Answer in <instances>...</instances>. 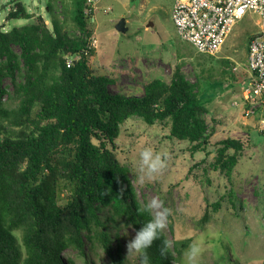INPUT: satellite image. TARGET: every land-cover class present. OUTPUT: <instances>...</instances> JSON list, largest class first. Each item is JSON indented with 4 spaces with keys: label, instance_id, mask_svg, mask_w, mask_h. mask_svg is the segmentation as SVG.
<instances>
[{
    "label": "trees",
    "instance_id": "1",
    "mask_svg": "<svg viewBox=\"0 0 264 264\" xmlns=\"http://www.w3.org/2000/svg\"><path fill=\"white\" fill-rule=\"evenodd\" d=\"M12 1L6 20L35 22L0 28V264H73L64 252L86 257L88 243L113 264H126L121 236L112 238L106 223L124 221L135 232L151 213L138 200L114 141L120 126L138 117L148 126L166 125L168 137L188 143L191 154L205 152L213 130L198 83L188 81L178 64L168 82L145 81L140 96L111 92L113 81L89 64L94 30L83 14L86 0L73 1L74 34L57 18L48 28L41 16ZM5 80L12 84L9 101L3 100ZM216 144L211 168L229 177L248 139L226 137ZM219 206L207 205L199 226ZM164 241L162 231L148 250L150 264H178L189 243L176 240L161 257Z\"/></svg>",
    "mask_w": 264,
    "mask_h": 264
},
{
    "label": "rangeland",
    "instance_id": "2",
    "mask_svg": "<svg viewBox=\"0 0 264 264\" xmlns=\"http://www.w3.org/2000/svg\"><path fill=\"white\" fill-rule=\"evenodd\" d=\"M73 1L14 0V3L20 2L28 13L41 16L48 28L57 18L66 33L74 34ZM12 2L0 0L3 31L35 22V19L6 20ZM173 2L99 0L88 20L94 30L91 38L96 39L89 64L97 74L113 81L109 86L111 92L127 96H140L145 81L160 78L168 82L175 66L181 65L185 78L198 83V95L207 108L204 118L213 134L205 152L191 154L188 143L168 137L166 125L148 126L140 118L131 117L120 126V134L114 141L115 155L128 170L139 201L148 204L158 197L171 209L168 224L162 230L172 242L171 249L176 240L188 239V245L196 240L202 248L197 264H264V128L260 130L258 125L261 112L245 118L241 104L232 105L235 100L242 102L247 42L260 30L259 18L247 13L234 25L221 51L213 57L197 53L180 40L172 21ZM121 19L126 21V33L115 30ZM4 88L3 100L9 101L12 94L9 80L4 81ZM226 137H246L249 144L229 177L211 168L216 143ZM145 147L160 154L167 167L140 186L135 178L139 153ZM216 201L220 204L218 210L214 212L210 208V219L199 226L207 205ZM169 223L173 225V233ZM106 224L112 238L115 233L121 236L125 263L138 264L135 257H125L126 242L134 233L131 225L124 221ZM184 250L178 264H186ZM85 253L83 257L76 250L67 249L63 257L73 264L85 261L113 264L97 244L88 243Z\"/></svg>",
    "mask_w": 264,
    "mask_h": 264
},
{
    "label": "built area",
    "instance_id": "3",
    "mask_svg": "<svg viewBox=\"0 0 264 264\" xmlns=\"http://www.w3.org/2000/svg\"><path fill=\"white\" fill-rule=\"evenodd\" d=\"M99 0H86L83 14L90 18ZM247 13L259 18L260 30L247 47L245 77L240 97L233 106L241 104L245 118L264 112V0H174L172 21L180 40L190 44L197 53L215 57L222 49L234 25ZM96 39H88L95 48ZM70 63V60H68ZM237 99V98H236ZM259 129L264 128V116H259Z\"/></svg>",
    "mask_w": 264,
    "mask_h": 264
},
{
    "label": "clouds",
    "instance_id": "4",
    "mask_svg": "<svg viewBox=\"0 0 264 264\" xmlns=\"http://www.w3.org/2000/svg\"><path fill=\"white\" fill-rule=\"evenodd\" d=\"M166 167L167 161L160 154L150 147H145L139 153L135 181L138 185L143 186L147 181L161 174ZM145 211H150L151 219L136 229L125 245V257H135L138 264H150L148 250L155 241L160 239L162 230L166 228L171 215V209L166 207L164 201L158 197L152 199L145 206ZM171 247V241H164L159 249L161 257H166ZM201 252L200 243L196 240L192 241L184 250L186 264H197Z\"/></svg>",
    "mask_w": 264,
    "mask_h": 264
},
{
    "label": "water",
    "instance_id": "5",
    "mask_svg": "<svg viewBox=\"0 0 264 264\" xmlns=\"http://www.w3.org/2000/svg\"><path fill=\"white\" fill-rule=\"evenodd\" d=\"M11 3H8L10 5ZM4 8V6L2 7ZM115 30L117 33H126L127 27H126V21L125 19L119 20L115 25Z\"/></svg>",
    "mask_w": 264,
    "mask_h": 264
},
{
    "label": "crops",
    "instance_id": "6",
    "mask_svg": "<svg viewBox=\"0 0 264 264\" xmlns=\"http://www.w3.org/2000/svg\"><path fill=\"white\" fill-rule=\"evenodd\" d=\"M4 8H5V7H4ZM244 72H245V70H244ZM245 75H246V73H244L243 80H244ZM242 82H243V81H242ZM241 84H242V83H241ZM259 116H264V112H262L261 115H259Z\"/></svg>",
    "mask_w": 264,
    "mask_h": 264
}]
</instances>
